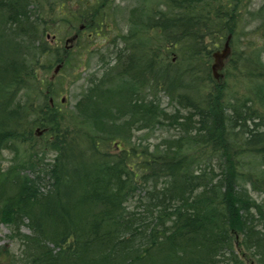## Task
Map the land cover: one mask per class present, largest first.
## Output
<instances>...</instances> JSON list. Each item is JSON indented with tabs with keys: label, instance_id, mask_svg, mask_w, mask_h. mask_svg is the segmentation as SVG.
Masks as SVG:
<instances>
[{
	"label": "trees",
	"instance_id": "1",
	"mask_svg": "<svg viewBox=\"0 0 264 264\" xmlns=\"http://www.w3.org/2000/svg\"><path fill=\"white\" fill-rule=\"evenodd\" d=\"M38 1L8 0L4 6L0 0L3 22L15 29L22 49L11 57L0 54V152L15 139L30 147L33 132L39 131L38 138L46 139L42 147L53 155L39 167L42 177L15 179V167L0 170V222L29 230L23 239L24 263L220 264L232 256L234 262L264 264V111L256 95H248L240 108L230 105L224 96L228 92L212 81L205 61L228 35L235 36L242 3L248 0H165L166 11L146 19L144 27L156 31L163 48L177 51L182 62L166 61L160 46L143 50L128 45L111 68L113 78H124L126 87L161 91L187 110L197 126L191 143L207 150L206 157L213 155L216 162L228 154L236 160L258 158L259 168L248 173L247 181L240 163L211 165L206 174H195L192 159L203 155L189 159L178 149L154 153L131 145L116 132L126 130L129 122L120 125L125 115L119 118L112 101L118 96L116 83L110 79L88 84L74 113L60 99L56 104L59 91L53 81L70 53L51 48L47 24L32 21L28 7L33 4L36 10ZM59 3V21L72 27L87 22L95 37L106 26L100 8L86 0ZM66 3L82 5L85 15L70 16ZM258 28L264 30V17ZM231 57L248 83L264 81V65L252 50ZM46 59L55 66L63 63L58 74L37 75ZM77 60L79 68L83 59ZM240 180L263 200L246 199ZM145 182L154 185L145 194L156 212L149 218L129 206ZM180 184L188 191L175 188Z\"/></svg>",
	"mask_w": 264,
	"mask_h": 264
},
{
	"label": "rangeland",
	"instance_id": "2",
	"mask_svg": "<svg viewBox=\"0 0 264 264\" xmlns=\"http://www.w3.org/2000/svg\"><path fill=\"white\" fill-rule=\"evenodd\" d=\"M164 1L86 0V4L100 8L98 14L103 16L106 21V26L102 28L97 37H95L92 29L88 28L89 24L87 22L76 23L72 27L68 24L69 21H59L57 18L59 0H39L36 10L33 4L29 5L28 9L32 21H44L47 24L48 35H53L56 38L55 42L51 39L48 40V45L51 48L65 51V40L70 38L78 28H86L73 45L71 49L73 52L65 51L70 53L69 57H67L70 61L53 81L56 82L53 87L59 91V97L54 102L57 104L58 100L63 98L65 108L74 113V107L77 104H82L83 91L88 84L110 79V83L112 81L116 83L118 96L115 95L112 101H116V107L119 109V118L122 114L125 115L123 119H120V125L123 122H129L126 130L123 131L116 128V132L120 131L119 134L125 135L131 145L154 153H172V149H178L189 159L203 155L200 160L192 159V170L195 174L200 172L206 174L209 171L208 167L211 165L222 167L224 165L227 166V163L232 165L240 163L243 166L241 168L243 177L247 181L248 173L254 172L253 170L257 171L259 168L260 162L258 158L245 155L241 160H236L228 154L226 160L222 159L216 162L213 155L206 157L205 153H207V150L196 148L191 143L194 141L193 138L196 134L195 129L197 126L195 119L187 110L175 102H170L161 91L148 92L147 89H142L138 92L136 88L126 87L124 78L115 79L112 76L111 68L114 67L117 54L126 53L127 50L125 49L128 45H135L143 50L151 47L157 50L160 46L159 54L166 61L176 64L182 62L177 57V51H167L164 49L165 47L163 48V42L156 31L147 30L144 27L146 19L154 14L166 11ZM1 2L3 3L2 5L7 6L8 0H1ZM242 6L244 7L242 9V22L230 42L231 55L252 50L256 59L259 60V64L264 65V30L261 28V31L258 28L264 17V0H248V2H243ZM65 8L70 16H78L81 13L85 15L82 5L66 3L64 10ZM3 11V6H0V54L5 55L7 53L11 57L18 51L22 52L21 40L15 29L3 22ZM127 38L129 39L128 41ZM148 52L151 53L149 50ZM78 57L83 59L82 66L79 68H77L79 64ZM209 57L210 59L205 58V61H209L208 67L210 69L213 60L211 55ZM231 58L225 60L224 68L219 72L220 76L218 79H214V81L211 74L212 81L224 87L225 91L228 92H224L225 98L235 108H240L248 95L250 97L256 95L258 97L256 105L260 110L264 111V81L252 78L248 83V75L244 71L242 73L237 70L236 64L233 62L234 58ZM40 65L43 68H38L36 71L40 77L50 76L48 73H53L56 67L47 59L41 61ZM118 74L119 68L116 67V77ZM111 76L112 78H109ZM257 97L255 98L257 99ZM237 99H240L241 102L236 103L235 100ZM133 104H135L134 108H132ZM75 111L77 112V110ZM117 113L118 111H116ZM37 134L33 132L30 147L29 145L20 146L19 139L13 140L12 144L9 143L7 145L8 148L0 152V170H6L10 166L15 167V179L21 176L29 179L35 176L42 177L44 174L39 167L49 163L53 155L42 147L46 139H39ZM215 169L217 170V167ZM189 171L190 168L188 169ZM209 176L213 179L214 174L212 173ZM245 183L240 180L238 184L241 185V189L239 191L246 199L250 198L251 200L252 198L260 203L263 197L252 191L249 184ZM153 186L151 182L148 184L145 182L136 189L135 198L129 203L130 210L147 218L151 214L155 215L156 212L147 205L148 201L145 198V194L149 193ZM190 186L189 188H191ZM156 188H159V186ZM175 188L184 192L188 191V187L186 186L185 189L182 184L175 186ZM26 235H29V230L24 224L19 225L17 228H12L0 222V264H25L23 239H25ZM238 241H240V236ZM227 257L222 259L220 264H253L249 262L243 263L242 261L234 262L232 256Z\"/></svg>",
	"mask_w": 264,
	"mask_h": 264
},
{
	"label": "water",
	"instance_id": "3",
	"mask_svg": "<svg viewBox=\"0 0 264 264\" xmlns=\"http://www.w3.org/2000/svg\"><path fill=\"white\" fill-rule=\"evenodd\" d=\"M73 39H75V37H73L72 39L67 40L66 44L71 42ZM229 41H230V36L227 37L222 51L221 52H214L212 54L213 64L211 65V72H212V75H213L214 79H218L219 78L218 72L222 70L223 65H224V61L227 59V57L230 54ZM59 68H60V66H58L55 69L54 72L57 73ZM63 101L64 100L62 99L61 102H63Z\"/></svg>",
	"mask_w": 264,
	"mask_h": 264
}]
</instances>
